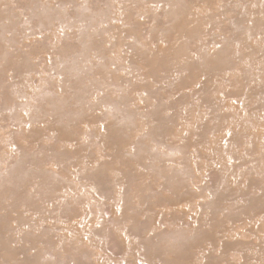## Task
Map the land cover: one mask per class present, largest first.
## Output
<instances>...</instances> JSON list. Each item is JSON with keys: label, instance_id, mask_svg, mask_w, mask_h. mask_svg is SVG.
Returning a JSON list of instances; mask_svg holds the SVG:
<instances>
[{"label": "rangeland", "instance_id": "rangeland-1", "mask_svg": "<svg viewBox=\"0 0 264 264\" xmlns=\"http://www.w3.org/2000/svg\"><path fill=\"white\" fill-rule=\"evenodd\" d=\"M0 28V264H264V0H0Z\"/></svg>", "mask_w": 264, "mask_h": 264}, {"label": "bare ground", "instance_id": "bare-ground-1", "mask_svg": "<svg viewBox=\"0 0 264 264\" xmlns=\"http://www.w3.org/2000/svg\"><path fill=\"white\" fill-rule=\"evenodd\" d=\"M1 29V28H0ZM229 214V213H228Z\"/></svg>", "mask_w": 264, "mask_h": 264}]
</instances>
